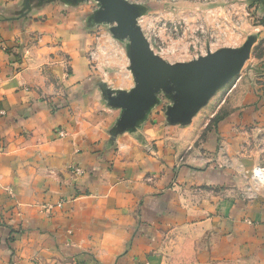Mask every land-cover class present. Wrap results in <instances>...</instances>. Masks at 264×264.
I'll return each mask as SVG.
<instances>
[{
	"label": "crops",
	"instance_id": "0c3cea01",
	"mask_svg": "<svg viewBox=\"0 0 264 264\" xmlns=\"http://www.w3.org/2000/svg\"><path fill=\"white\" fill-rule=\"evenodd\" d=\"M36 8L0 21V264H264V184L211 194L210 170L171 157L183 132L164 151L162 127L117 131L95 105L134 89L129 63L98 80L84 39Z\"/></svg>",
	"mask_w": 264,
	"mask_h": 264
},
{
	"label": "rangeland",
	"instance_id": "374dc122",
	"mask_svg": "<svg viewBox=\"0 0 264 264\" xmlns=\"http://www.w3.org/2000/svg\"><path fill=\"white\" fill-rule=\"evenodd\" d=\"M116 1L133 13L140 11L135 26L151 50L170 64L189 63L226 48L239 50L252 39L248 57L239 73L196 111L171 119L168 109L175 103L174 93L159 90L142 117L117 131L141 123V127L146 126V130L154 135L155 130L162 127L167 132L164 134V151L173 147L168 137L176 130L183 132L180 135L183 146H179L174 154L165 153L164 159L172 154L171 157L182 162L183 167L188 159H192L196 163L195 171L210 170L211 177H216L217 183L210 185L211 194L220 188L232 197L230 199L237 197L243 203L253 201L255 184H264V179H258L254 174L255 169L261 168L264 178V0ZM44 4H50L58 11L64 21L62 32L66 36L77 35L84 39L88 65L98 80L107 72H120L122 59L131 64L128 37L116 31L117 23L110 18L114 13L107 0H0V21L9 23L10 19H18L19 23H25L28 16L34 18L36 11L33 13V8ZM108 50L112 52L111 56ZM117 50H123V56ZM105 97L106 105H95L97 113L109 115V108L120 110L118 124L125 107L112 102L116 95L110 91H106ZM3 114L0 108V116ZM106 121L110 122V119ZM102 123L109 126V123ZM154 140L147 144L148 154L154 159H162L154 155L157 149ZM173 143L176 148V141ZM254 162L257 165L254 166ZM222 178L225 180L221 181Z\"/></svg>",
	"mask_w": 264,
	"mask_h": 264
},
{
	"label": "water",
	"instance_id": "95a60500",
	"mask_svg": "<svg viewBox=\"0 0 264 264\" xmlns=\"http://www.w3.org/2000/svg\"><path fill=\"white\" fill-rule=\"evenodd\" d=\"M107 3L114 13L110 18L117 23L116 31L128 37L130 70L135 79L130 93L117 92L112 98V102L125 107L117 129L142 117L159 90L174 93L175 103L168 109L171 119L190 115L237 75L248 57L252 39L239 50L226 48L189 63H167L151 50L135 26L138 12L133 13L116 0Z\"/></svg>",
	"mask_w": 264,
	"mask_h": 264
},
{
	"label": "built area",
	"instance_id": "2783aa9c",
	"mask_svg": "<svg viewBox=\"0 0 264 264\" xmlns=\"http://www.w3.org/2000/svg\"><path fill=\"white\" fill-rule=\"evenodd\" d=\"M254 174H255V176H256L258 179H264V178H263V173H262V169H261V168H257V169H255Z\"/></svg>",
	"mask_w": 264,
	"mask_h": 264
}]
</instances>
